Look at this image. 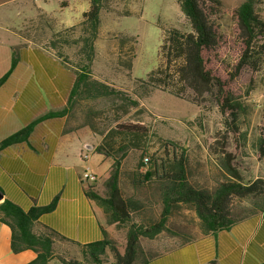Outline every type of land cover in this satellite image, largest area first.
Instances as JSON below:
<instances>
[{"label":"rangeland","instance_id":"rangeland-1","mask_svg":"<svg viewBox=\"0 0 264 264\" xmlns=\"http://www.w3.org/2000/svg\"><path fill=\"white\" fill-rule=\"evenodd\" d=\"M219 1L224 9L231 10L245 0ZM87 5V0H0V15H7V23L28 40H42L79 70L86 63L81 51L82 39L87 37L82 25ZM40 8L47 14L40 15ZM256 8L264 18V0H259ZM219 23L221 30L229 34V17L224 16ZM170 29L190 31L176 0H104L90 77L122 94L78 97L68 110L75 123L88 124L103 137L102 145L110 155L125 158L120 165L119 187L124 199L138 203V210L131 214L136 225L148 226L152 223L145 222L157 221L163 188L170 183L162 176L178 171L176 161L180 155L185 158L186 182L199 190L212 192L226 180V155L243 184L264 180V157L256 155L258 140L264 133V68L243 101L245 111L238 122V133L234 134L224 126L213 96L196 104L190 92L177 99L144 84L160 66V47ZM124 125H138L145 132L124 133ZM144 158L149 159L146 171L142 168ZM147 172L153 173L150 179L145 178ZM98 185L103 194L105 183ZM252 203L233 200L232 216L260 212L262 203ZM167 227L172 234L162 232L158 236L172 238L176 243L200 234L199 220L185 203L173 206ZM110 228L114 229L115 248L122 252L127 226ZM146 243V239L140 240L141 251ZM64 247L67 257L79 259L77 247ZM104 259L105 264L113 262L109 251Z\"/></svg>","mask_w":264,"mask_h":264},{"label":"trees","instance_id":"trees-1","mask_svg":"<svg viewBox=\"0 0 264 264\" xmlns=\"http://www.w3.org/2000/svg\"><path fill=\"white\" fill-rule=\"evenodd\" d=\"M87 1L89 9L82 14V25L87 37L82 39L81 51L86 63L79 67L80 73L67 109L49 113L0 141V152L27 141L40 122L66 115L78 97L99 98L122 94L90 77L91 65L96 57L94 43L99 33L104 0ZM176 1L190 31L185 33L170 29L165 33L160 47V66L147 76L144 84L177 99L190 92L192 102L196 104H201L206 96H213L224 126L236 134L239 119L245 111L243 101L253 87L257 74L264 68V18L256 8L259 0H245L231 10L224 9L219 0ZM224 16H228L231 23L229 34L221 30L219 23ZM16 64L17 58L13 53L10 69L0 78V86L11 75ZM130 102L133 106L137 105L134 101ZM121 128L122 132L128 134L145 132L138 125H124ZM99 150L106 154L105 146H100ZM256 155L257 158L264 157V133L258 140ZM226 156L223 161L226 180L208 192L186 182L185 158L180 155L176 161L178 171L162 176L170 183L163 188L162 209L157 221L145 222L152 223L148 226L132 222L131 214L138 210V203L133 199H124L119 187L121 163L115 160L105 182V192L102 194L94 187H88L86 195L101 208L107 225L116 229L127 226L122 252L115 248L113 241L107 239L79 246L54 233L37 234L34 227L38 218L53 211L54 201L46 207H33L23 212L5 200L0 204V220L11 230V252L18 254L25 250L32 251L36 257L28 264H49L51 261L60 264H105L104 258L108 251L112 254V264H146L140 240H154L162 232L172 234L167 222L173 206L178 203H185L193 209L199 220L200 236L227 230L235 222L251 215L233 217V200L261 202L260 212L264 211V180L243 184L239 173L231 165L232 159ZM152 176L153 173L147 172L145 178L150 179ZM192 240L194 238L184 242ZM56 241L78 246L79 259L57 253L54 246Z\"/></svg>","mask_w":264,"mask_h":264},{"label":"crops","instance_id":"crops-1","mask_svg":"<svg viewBox=\"0 0 264 264\" xmlns=\"http://www.w3.org/2000/svg\"><path fill=\"white\" fill-rule=\"evenodd\" d=\"M6 16L0 15V78L9 71L13 53L17 64L0 86V141L49 113L67 109L80 73L42 40H28L7 23ZM102 139L88 124L75 123L69 113L40 122L27 141L0 152V204L6 200L27 212L54 201L53 211L38 218L37 234L54 233L79 246L113 241L114 229L86 195L88 187L99 192L98 184L106 182L115 160L121 165L125 160L98 151ZM84 171L96 181L85 184ZM10 241L11 230L0 220V264H28L35 259L30 250L13 254ZM64 244L70 243L55 242L57 253L67 254ZM142 257L146 264H264V211L189 242L157 236L144 245Z\"/></svg>","mask_w":264,"mask_h":264},{"label":"built area","instance_id":"built-area-1","mask_svg":"<svg viewBox=\"0 0 264 264\" xmlns=\"http://www.w3.org/2000/svg\"><path fill=\"white\" fill-rule=\"evenodd\" d=\"M36 1V0H35ZM142 165H143V170L146 171L149 165V159L148 158H144L142 161ZM82 180L85 184H90V183H94L96 181V177L91 174L89 171H84L82 174Z\"/></svg>","mask_w":264,"mask_h":264},{"label":"water","instance_id":"water-1","mask_svg":"<svg viewBox=\"0 0 264 264\" xmlns=\"http://www.w3.org/2000/svg\"><path fill=\"white\" fill-rule=\"evenodd\" d=\"M2 200V195L0 194V201Z\"/></svg>","mask_w":264,"mask_h":264}]
</instances>
